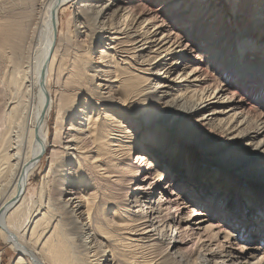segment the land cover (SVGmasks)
I'll list each match as a JSON object with an SVG mask.
<instances>
[{"label": "bare ground", "instance_id": "bare-ground-1", "mask_svg": "<svg viewBox=\"0 0 264 264\" xmlns=\"http://www.w3.org/2000/svg\"><path fill=\"white\" fill-rule=\"evenodd\" d=\"M253 3L222 7L236 26L226 30L223 22L221 31L219 19H203L218 13V0H0V240L20 255L14 264H150L126 254V244L155 250L162 255L156 264H264V185L245 179L264 178V28L259 36L251 29L264 23V5L255 3L259 17L249 21ZM67 9H74L68 24L88 39L76 43L74 58H66L65 47L73 50L68 40L76 37L61 29ZM178 22L205 30L189 34ZM205 33L218 36V45H196ZM105 34L110 43H94ZM120 52L126 58L118 59ZM206 59L215 73L225 62L224 70L248 76L250 88L241 94L218 83ZM122 63L126 94L113 84L123 80ZM54 111L55 142L66 119L70 138L51 151L33 199L29 180L47 159ZM173 118L186 128L178 135ZM114 132L123 136L114 141ZM89 171L114 174L119 191L102 196ZM115 209L118 221L109 215ZM240 225L247 245L232 238L240 237Z\"/></svg>", "mask_w": 264, "mask_h": 264}, {"label": "rangeland", "instance_id": "rangeland-1", "mask_svg": "<svg viewBox=\"0 0 264 264\" xmlns=\"http://www.w3.org/2000/svg\"><path fill=\"white\" fill-rule=\"evenodd\" d=\"M186 1V0H185ZM219 2H220V6H219V11H218V13L217 12H213L212 10L210 11V12H207L206 14H205V16L203 17V19L205 18V19H209V20H211V22H213L214 20H215V18L218 20V23L220 24L219 26H218V28H219V30H221L222 31V26H221V24L223 23V22H225L224 24H222V25H225V27H224V29H226V30H230L232 27H235L236 25H234V24H232L231 25V22H230V20H229V18H226L225 20H224V13H222V9L225 7V9L227 8V6L229 5L230 6V4L231 3H233V0H218ZM254 2L253 3V6L255 5V3H257L258 5H259V8L261 9L262 8V6L264 5V0H258V2H256V0H251V2ZM160 2V1H159ZM190 2V1H189ZM195 1H193V2H190V3H194ZM215 3H216V1H214ZM161 4L159 3V4H153V7L154 8H157V7H159ZM223 7V8H222ZM257 7V6H256ZM256 8H255V6H254V8H253V10H251L250 12L248 11V13H247V16H246V19L247 20H253V19H255V17L256 16H258L259 17V9L258 10H255ZM227 10V9H226ZM228 12V11H227ZM218 14V15H216L215 17H213L212 18V14ZM220 13V14H219ZM167 14V16L169 17V21H171V24H174V18L177 16V14L176 15H173V9H170L169 11H168V13H166ZM74 15V9L72 10V9H67L65 12H64V15H63V18H62V24H61V29H63V31L65 32V35L67 34V32H68V29L72 32V34L76 37V38H74V37H72V35H71V40H68V46H71L72 45V49L73 50H69V51H66V47H65V54L67 55V57L66 58H69V57H72V58H74V54H75V52H74V47H76V43H82V44H86L87 45V43H88V39H86V36H85V34L83 35V33H76V25H75V23H70V24H68V22H67V20H68V18H69V16H73ZM171 15V16H170ZM189 16H191V14H188ZM208 15V16H207ZM210 15V16H209ZM220 15V17L219 18H217L218 16ZM178 19V18H177ZM194 19V18H193ZM193 19H192V17H191V20L190 21H193ZM223 20V21H222ZM179 23V25H180V27H182V28H185V29H187L188 30V33L189 34H192L194 31H193V25H189L190 23H185V22H178ZM247 24V23H246ZM246 24H244V23H242L239 27H240V29H244V28H246L247 26H246ZM263 25V26H262ZM187 26H190L189 28L187 27ZM245 26V27H244ZM261 26V27H260ZM70 27V28H69ZM259 27V28H258ZM203 28V29H202ZM261 28H264V23L262 24L261 23V25H258L257 24V22L256 23H254V24H252L251 25V29H253V31H255V32H257V34H258V36L259 35H261L262 34V32L260 31L261 30ZM250 29V30H251ZM259 29V30H258ZM204 31L205 30V27H203V25H202V27H198L197 28V30H196V28H195V32L194 33H199V31ZM105 36V38H101V39H96V41L94 42V43H100L99 45L101 46L102 44H104V41L107 39V35L105 34L104 35ZM209 36V35H208ZM212 37V38H211ZM211 37H207L206 38V33H205V36L202 38V39H200L198 42H197V44L196 45H199V44H207L208 46H212V45H218V42H220L219 40V37L218 36H215L214 37V35L213 36H211ZM238 37H239V35H237L236 36V43H237V39H238ZM186 38H188V37H186ZM189 39V38H188ZM100 41V42H99ZM103 42V43H102ZM110 43L111 41H109L108 39H107V43ZM185 42H187V39H186V41ZM224 43L225 42H223L221 45H219L218 47H216L217 49H220V50H222L225 46H224ZM259 43H264V40H261ZM64 44V43H63ZM62 46L63 45H61L60 46V48H62ZM99 48V46H95L94 47V49L93 50H97ZM262 52H263V50H261ZM249 53H250V51H249ZM113 54H115L114 52H113ZM112 54V55H113ZM126 53H123V52H120V54H117L116 55V57L118 58V59H122V58H124L123 56H125V58H126V55H125ZM94 57H96V55H93ZM224 56V55H223ZM234 56V55H233ZM121 57V58H120ZM194 57L195 56H192L191 57V59H194ZM177 58L178 57H174L173 58V60L175 61V60H177ZM165 60V59H164ZM229 61V63L231 62L232 63V61H233V58L231 57V59L229 58L228 59ZM232 60V61H231ZM216 61V60H215ZM209 63V64H208ZM205 64H206V67H207V64L208 65H210V67L211 66H213L214 64L213 63H211V61L209 62H207V59H206V62H205ZM222 66H221V69L219 68V66H218V72L217 73H215L214 71H213V68H212V70L210 71L211 72V74H214V76L216 77V81L218 82V83H221V84H226V83H229V84H226L227 86H229V87H231V88H233V90L234 91H236V92H239V93H243L244 94V91L245 90H248L250 87L246 84H244V82H245V79H248V76H246V75H243V76H240V74H238V73H231V72H228V71H226V69L224 70V65L226 64L225 62H222ZM123 67H124V64L122 63L121 64V70H120V72L122 73V75H123V80L121 81V83L120 84H118L119 83V81H116V82H114L113 84L114 85H116V86H118L119 85V90H121V92H123L124 94H126L127 92L125 91V88H126V86H127V83L125 82V79H124V77L126 76V75H128V73H123ZM233 69V71L235 70V68L233 67L232 68ZM259 72H262V69L259 67ZM239 71V70H238ZM213 72V73H212ZM227 72V73H226ZM235 74V75H234ZM259 74H261V73H257L256 75H254V76H251V78H254V79H256V78H259ZM221 75V76H220ZM146 76V75H145ZM249 78H250V76H249ZM171 79H173V80H171V82H170V84H172V85H175L176 83V81H177V79H174V77H172ZM233 80V81H232ZM223 82V83H222ZM262 82V81H261ZM231 85V86H230ZM261 87H259V88H264V82H262L261 83V85H260ZM263 86V87H262ZM84 96V95H83ZM257 100H259V102H262V100L263 99H261V98H257ZM94 104V103H93ZM260 104H264V102L263 103H260ZM138 106H139V108L141 109V108H143V107H146L147 105L146 104H144V103H138L137 104ZM163 107V105H160L159 106V110H160V108H162ZM133 109H134V106L133 107H131V109H130V112L129 113H131L132 111H133ZM162 111H166V110H162ZM134 112V111H133ZM166 116V115H165ZM165 116H164V119H165ZM50 122V126H51V132H50V146H49V149H48V153H47V159L43 162V164H41V166L39 167V169H37L36 171H34V173L31 175V179L29 180V186H28V192H29V195H31V197L33 198V199H36V197L38 196V190H39V185L41 184V181H42V176L47 172V170H48V166H49V164H50V155H51V151L54 149V148H58L57 147V145H61V146H63V145H65L66 144V141L65 140H67V139H69L70 137L69 136H67L68 134H66V133H68V128H69V124H70V122H71V120H68V119H66L65 120V123H64V128L63 129H61V131H60V133H61V138L62 139H60V142L61 143H57V142H55V124H56V122H57V120H56V113H55V111L53 112V114H52V116H51V118H50V120H49ZM172 125L174 126V129H176V132H175V134H177V130L178 129H181V130H185L186 128L183 126V124L182 125H180L177 121H176V119L175 118H173L172 119ZM67 123V124H66ZM130 124V123H129ZM127 127H129V126H127ZM146 127H144L143 129H145ZM196 129L197 128H199L198 126L197 127H195ZM139 132H140V134H138L137 132L135 133V136H138V138L136 139L137 141L139 140V138L144 134V132H142V131H140L139 130ZM63 133H64V135H63ZM118 132H114L113 134H111L113 137V139L112 140H119L120 139V137L121 136H123L122 134L123 133H120V134H117ZM178 135V134H177ZM64 136V137H63ZM64 139V140H63ZM124 140L123 141H127V139L126 138H123ZM183 139H186V138H183ZM143 140V139H142ZM187 140V139H186ZM137 141H136V143H137ZM182 141V140H181ZM184 142V141H183ZM65 143V144H64ZM130 142H126V144H129ZM135 143V144H136ZM133 144V143H132ZM90 147H93V145L91 144V145H89ZM199 146H200V148L199 149H201V150H204L205 149V143H199ZM190 147V149H191V152L194 154V155H196V151L197 150H199V149H197L195 146H192V145H190L189 146ZM190 153H187V162H188V164L189 163H191V164H194V160L191 158V156L189 155ZM198 155V154H197ZM197 158V157H196ZM200 158V157H199ZM199 158H197L196 160H199ZM203 163H208V164H210V163H212V161L211 160H207V162L206 161H199L198 162V164H203ZM223 165V164H222ZM232 165L233 164H225V165H223L225 168H227V167H230V168H232ZM241 166V165H240ZM103 171V170H102ZM90 173H88V174H91V171H89ZM220 174H221V171L219 172ZM110 175H112V173L110 174ZM114 175V174H113ZM112 175V176H113ZM200 176H201V179H204V177H205V174H203V173H200L199 174ZM97 176V177H96ZM109 177V179L106 177H104V175H103V177H102V175H93V174H91V176L89 175V177H94V179L95 178H98L97 179V181L99 182H97V184H99V186L100 187H103V189H104V191H103V189H101V195L102 196H105L106 198H107V196H109V194L107 193V192H112L113 190V192L115 193L116 192V190H117V187H118V185L113 181L114 179H116L117 177L116 176H114V177ZM209 176H210V174H209ZM219 176V175H218ZM107 179V180H106ZM219 179L221 180V181H228L227 179H228V177H227V175L226 176H223V175H221V176H219ZM246 180L248 179V180H250V181H253V182H255L257 185L258 184H263L264 185V178H260V179H252V178H245ZM245 179H243V181H246ZM96 180V179H95ZM103 181V182H102ZM111 181H112V183H111ZM167 179L166 178H164V181H162V182H160V187H159V189H157L156 191H155V195H159L160 193H161V191H163L165 188H164V186L167 184ZM102 182V183H101ZM106 182V183H105ZM233 183H235V182H233ZM194 184H195V186L196 185H201V184H203V181L201 182V183H195L194 182ZM245 184V183H244ZM240 185V184H239ZM238 185V186H239ZM113 186V187H112ZM188 186H190L189 184H187V188H188ZM116 187V188H115ZM119 188V187H118ZM167 188V190H168V187H166ZM175 188V191H177V186H175L174 187ZM191 188H193V186H191ZM92 189H93V187L92 186H89V192H91L92 191ZM110 189V190H109ZM241 189V188H240ZM106 190V191H105ZM117 191H119V190H117ZM222 191L224 192V188L222 189ZM241 191V190H240ZM102 192H103V194H102ZM106 192V193H105ZM112 192V193H113ZM105 193V194H104ZM117 193V192H116ZM222 194V193H221ZM262 195V193H260V196ZM160 196V195H159ZM158 196V197H159ZM239 196H241V203L242 204H244V205H246L247 204V206L251 203L249 200H248V197L249 196H245V194L244 193H240L239 194ZM158 197H157V199H158ZM262 197V196H261ZM106 203H104V206H105V204L107 205L108 203V201H105ZM264 205V200H262L261 202H260V205ZM132 206V205H131ZM117 213H119V210H117V209H115V211H114V213H111V214H109L110 216H112L115 220H120L119 219V217L116 215ZM219 219H221L220 217H219ZM255 223L256 224H259V221H255ZM236 224H230V226H235ZM243 227H245V225H240V226H238V231H239V233H240V237H239V235H232V238L233 239H235L236 240V242L237 243H240L241 245H243V244H246L247 245V243H245L246 242V240H247V238H246V234L244 233V229H242ZM259 229V227H257V230ZM175 230V227H173L172 228V230L171 231H174ZM243 231V232H242ZM253 231H255L256 232V227L255 228H253ZM114 236H111V237H108V238H116L117 236H115V234H113ZM127 236V235H126ZM234 236V237H233ZM242 236V237H241ZM237 238H239L238 240H237ZM196 239V237H194V245L195 246H197V247H195L194 245V247H193V249H195V248H197L196 250H199V249H201L202 247V243L200 242V240H195ZM202 239H204L203 237H202ZM198 242H200L201 243V246H200V243H198ZM198 244V245H197ZM200 246V247H199ZM192 247V246H191ZM263 247V246H262ZM125 250L126 249H130L131 251H126V254H128V255H130V257L132 258V256L133 257H135V258H140V259H143V256H145V259H147L148 261H153L154 262V260H155V264H156V262H159V263H161L160 262V260H161V258H159V257H162V255H156V251L155 250H151V248H149V250L148 249H140L139 247V249H136L135 248V250L131 247V248H127V244L123 247ZM122 249V248H121ZM134 251H133V250ZM214 249H216V248H214ZM154 251L156 252V253H154ZM0 252L2 253V261H1V264H14L15 263V261L18 259V257H20V255H18L17 253H15L14 251H13V249H11L10 248V245H8L7 243H5L4 241H2V240H0ZM226 253V252H225ZM133 254V255H132ZM143 254V255H142ZM150 254H152V255H150ZM157 257H156V256ZM255 257H256V259L258 258V256L260 255L259 254V252H255ZM152 258V259H151ZM154 259V260H153ZM256 259H253L254 261L256 260ZM150 262V264L151 263H153V262ZM165 264H167V263H165ZM169 264H179V263H176V262H174V263H171V262H169ZM188 264H190L189 262H188Z\"/></svg>", "mask_w": 264, "mask_h": 264}]
</instances>
